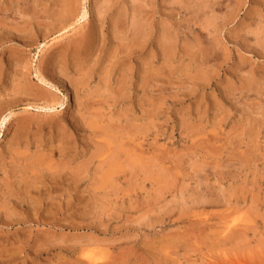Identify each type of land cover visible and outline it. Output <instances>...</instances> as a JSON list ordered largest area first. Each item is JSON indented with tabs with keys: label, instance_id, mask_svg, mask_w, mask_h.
Returning a JSON list of instances; mask_svg holds the SVG:
<instances>
[{
	"label": "rangeland",
	"instance_id": "obj_1",
	"mask_svg": "<svg viewBox=\"0 0 264 264\" xmlns=\"http://www.w3.org/2000/svg\"><path fill=\"white\" fill-rule=\"evenodd\" d=\"M1 112L0 264H264V0H0Z\"/></svg>",
	"mask_w": 264,
	"mask_h": 264
},
{
	"label": "bare ground",
	"instance_id": "obj_2",
	"mask_svg": "<svg viewBox=\"0 0 264 264\" xmlns=\"http://www.w3.org/2000/svg\"><path fill=\"white\" fill-rule=\"evenodd\" d=\"M74 10V9H73ZM77 10V9H76ZM74 12H76V11H74ZM74 12H72V13H74ZM76 14V13H75ZM88 17H89V14H88V12H87V9H85V8H83L81 11H80V14L78 15V17H77V20H76V22L77 23H81V22H85V21H87L88 20ZM141 24V23H140ZM138 26V25H137ZM115 28V27H114ZM114 28H112V29H114ZM116 29V28H115ZM163 31V30H162ZM114 33V32H113ZM164 34V33H163ZM165 34H167L166 32H165ZM118 37V36H117ZM167 37V36H166ZM116 38V37H115ZM84 39V38H83ZM115 41H117L116 39H115ZM118 43H119V41H117ZM120 44V43H119ZM117 45V44H116ZM119 46V45H118ZM127 49V48H126ZM119 51V50H118ZM117 51V52H118ZM125 52H126V50H125ZM121 53V52H120ZM116 54V53H115ZM114 57V56H113ZM114 58H116V57H114ZM111 60V59H110ZM149 64H150V62H149ZM148 65V64H147ZM131 66V65H130ZM108 68V67H107ZM147 69H150V68H148V67H146ZM105 69V68H104ZM126 71V70H125ZM149 71V70H148ZM152 71V70H151ZM120 72V71H119ZM124 72V71H123ZM146 73V72H145ZM104 74H105V71H104ZM152 74V73H151ZM114 75V74H113ZM123 74H121V76H122ZM148 75V74H147ZM105 76V75H104ZM120 76V77H121ZM152 76H153V74H152ZM80 77H82V76H80ZM102 77V76H101ZM148 77V76H147ZM147 77H146V79H147ZM151 77V76H150ZM101 79V78H100ZM115 79H117V78H115ZM121 79V78H120ZM124 79V78H123ZM145 79V78H144ZM154 80V79H153ZM79 81V80H78ZM102 81H105V78L102 80ZM101 81V82H102ZM142 81H143V79H142ZM141 81V82H142ZM150 81V80H149ZM148 81V82H149ZM107 82V81H106ZM120 82V81H119ZM119 82H117V84H119ZM124 82V81H123ZM147 82V81H146ZM146 82H145V84H146ZM148 82H147V84H148ZM40 83H42V84H44V85H47L49 88H47L46 86V88H47V93L45 94V95H47V96H54L55 94H58V89L56 88V87H54L53 85H51V83L49 84L48 82L46 83L42 78L40 79ZM102 83H104V82H102ZM108 83V82H107ZM144 83V82H143ZM108 85V84H107ZM152 85V84H151ZM145 86V85H144ZM121 87V86H120ZM120 87H118V88H120ZM153 87V86H152ZM140 88V87H139ZM118 90V89H117ZM116 91V90H115ZM123 91V90H122ZM46 92V91H45ZM121 92V91H120ZM152 92V91H151ZM76 93V92H75ZM115 93V92H114ZM122 94H124V92H121ZM120 93V94H121ZM118 94V93H117ZM112 95H114V94H112ZM112 95L110 96V97H112ZM150 95V94H149ZM121 96V95H120ZM146 96V95H145ZM110 97H108L107 96V98H109V99H111L112 100V98H110ZM66 99H67V96H66ZM106 100V99H105ZM114 100V99H113ZM100 102V101H99ZM103 102V101H102ZM101 102V103H102ZM100 104V103H99ZM103 104H104V102H103ZM50 105V104H49ZM49 105H45V106H38V105H35V107L38 109V110H47V111H53L54 110V106H49ZM79 106V105H78ZM89 109V108H88ZM87 110V109H86ZM99 110V109H98ZM88 111V110H87ZM3 112V111H2ZM1 112V113H2ZM80 112V111H79ZM104 114V113H103ZM94 115V114H93ZM100 115V114H99ZM98 114H97V116H98V118L100 117ZM90 116V115H89ZM92 117V116H91ZM94 117H95V115H94ZM90 119H92V118H90ZM94 119V118H93ZM8 120H9V116H6V115H4V113H2L1 114V116H0V127H4V125L8 122ZM94 121V120H93ZM111 122V121H110ZM108 123V122H107ZM129 125V124H128ZM88 126V125H87ZM89 127V126H88ZM146 128V127H145ZM148 128V127H147ZM104 129V128H103ZM105 130V129H104ZM110 130V129H109ZM125 130V129H124ZM112 131V130H111ZM117 131V130H116ZM143 131V130H142ZM99 132V131H98ZM123 132V131H122ZM129 132V131H128ZM148 132V131H147ZM93 133H95V132H93ZM96 133H97V131H96ZM102 133V132H101ZM125 134H126V130H125V132H124ZM98 134V133H97ZM96 134V135H97ZM120 134V133H119ZM127 135V134H126ZM123 139V138H122ZM138 139V138H137ZM114 140H115V138H114ZM143 142V141H142ZM113 143H114V141H113ZM116 143H118V142H115L114 143V145L117 147V145H116ZM123 144H126V143H124L123 142ZM104 147H102V149H103ZM109 148H111V146L109 147ZM139 149V148H138ZM111 151L113 152L114 150H112V148H111ZM99 152H100V150H99ZM98 152V153H99ZM115 152V151H114ZM113 152V153H114ZM140 152V151H139ZM118 154H120V153H118ZM149 154V153H148ZM109 155V154H108ZM116 155V154H115ZM139 155H140V153H139ZM110 156V155H109ZM113 156V155H112ZM117 156V155H116ZM141 156V155H140ZM145 157H146V155H144ZM124 157H127V155L126 156H124ZM109 159L111 158V157H108ZM112 158H114V157H112ZM128 159H129V157H127ZM137 158V157H136ZM151 158V157H150ZM35 159V158H34ZM123 158H121V160H122ZM147 159V157L146 158H144L143 160H146ZM104 160V159H103ZM126 161H127V159H125ZM102 161V160H101ZM107 161V160H106ZM129 161V160H128ZM148 161V160H147ZM31 162H32V160H31ZM104 162V161H103ZM122 162V161H121ZM132 161H130V164H132L131 163ZM145 162V161H144ZM150 162H151V160H150ZM44 163V162H43ZM148 163V162H147ZM105 164H107V163H105ZM109 164V163H108ZM146 164V163H145ZM29 165H32V164H29ZM52 165V164H51ZM98 165L100 166V165H102V164H100V163H98ZM136 165V164H135ZM139 165V164H138ZM142 165V164H141ZM151 165V163L148 165V167ZM106 166V165H105ZM104 166V167H105ZM140 166V165H139ZM144 166V165H143ZM147 166V165H146ZM52 167V166H51ZM103 167V168H104ZM32 168V167H31ZM39 168V167H38ZM136 168H138V167H136ZM146 168V167H145ZM149 168H151V167H149ZM25 169H26V167H25ZM27 169H28V167H27ZM41 169H42V167H41ZM57 169V168H56ZM100 169H101V167H100ZM146 169H148V168H146ZM152 169V168H151ZM37 170V169H36ZM44 170H48V169H44ZM79 170H81V169H79ZM145 170V169H144ZM167 170H169V169H167ZM55 171V170H54ZM58 171V170H57ZM151 171V170H150ZM149 171V172H150ZM51 172V171H50ZM59 172V171H58ZM57 172V173H58ZM147 172H148V170H147ZM149 172H148V175H149ZM35 173V172H34ZM49 173V172H48ZM53 171H52V174H50V175H52L53 176ZM56 173V174H57ZM41 174V173H40ZM73 174V176L74 175H77L76 177H78V174L77 173H75V171L72 173ZM58 175V174H57ZM20 176V175H19ZM80 176V175H79ZM21 177V176H20ZM20 177H19V179H20ZM26 177V176H25ZM50 177V176H49ZM56 177H58V176H56ZM23 179H25V178H23L22 177V180ZM28 180H29V178H27ZM53 179V178H52ZM58 179H59V177H58ZM76 179V178H75ZM22 180H20V181H22ZM34 181V180H33ZM73 181H74V179H73ZM23 182V181H22ZM31 182H32V179H31ZM113 182H114V180H113ZM7 184H11V183H7ZM34 183H32L31 185H33ZM36 184V183H35ZM34 184V185H35ZM27 186V185H26ZM32 187V186H31ZM35 187H36V185H35ZM37 188V187H36ZM26 189H27V187H26ZM27 192V191H26ZM238 226V225H237ZM79 264V263H78Z\"/></svg>",
	"mask_w": 264,
	"mask_h": 264
}]
</instances>
